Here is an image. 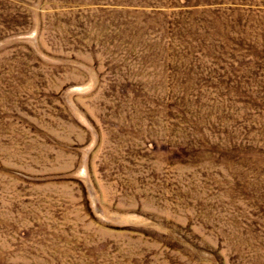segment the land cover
Segmentation results:
<instances>
[{
    "label": "rangeland",
    "instance_id": "1",
    "mask_svg": "<svg viewBox=\"0 0 264 264\" xmlns=\"http://www.w3.org/2000/svg\"><path fill=\"white\" fill-rule=\"evenodd\" d=\"M0 264H264V0H0Z\"/></svg>",
    "mask_w": 264,
    "mask_h": 264
}]
</instances>
